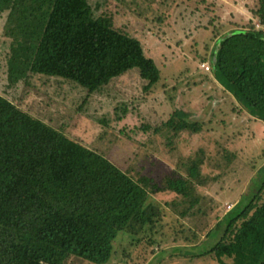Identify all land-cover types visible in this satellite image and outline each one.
I'll use <instances>...</instances> for the list:
<instances>
[{
    "label": "trees",
    "instance_id": "16d2710c",
    "mask_svg": "<svg viewBox=\"0 0 264 264\" xmlns=\"http://www.w3.org/2000/svg\"><path fill=\"white\" fill-rule=\"evenodd\" d=\"M255 3L245 27L231 30L224 22H210L217 43L210 60H203L236 99V109L264 123V0ZM2 16L0 74L9 88L38 75L74 82L91 96L134 69L148 91L161 80L141 43L97 18L89 0H0ZM7 94L0 92V264H113L122 234L152 249L161 245L157 235L167 224L156 200L169 194L174 199L166 204L174 209L176 232L185 235L186 245L216 240L199 257L213 256L218 264H264V167L258 183L196 246L201 236L187 225L215 203L200 191L211 181L203 173L204 150L181 162L184 170L159 181L132 178L22 110ZM179 116L181 125H173ZM184 118L175 112L166 126L177 134L205 131L202 122Z\"/></svg>",
    "mask_w": 264,
    "mask_h": 264
},
{
    "label": "rangeland",
    "instance_id": "374dc122",
    "mask_svg": "<svg viewBox=\"0 0 264 264\" xmlns=\"http://www.w3.org/2000/svg\"><path fill=\"white\" fill-rule=\"evenodd\" d=\"M89 3L97 18L110 21L115 29L141 43L146 56L161 70L160 82L148 91V82L134 69L90 96L74 82L38 75L12 89L0 74V92H8L22 110L109 159L132 178L140 174L159 181L179 168L184 170L181 162H189L204 150L203 173L211 181L200 191L215 203L187 225L201 236L194 241L197 246L241 201L251 184L258 183L259 170L264 167V123L236 109V99L208 70L210 61L203 60H210L217 43L210 22L216 26L224 22L231 30L237 25L245 27L255 0ZM4 21L5 16L0 17V42ZM175 112L185 120L202 122L205 131L177 134L166 126ZM180 116L173 125H181ZM173 197L162 195L156 200L167 213L166 227L157 235L161 245L148 249L145 241L122 234L113 264H218L213 256L199 257L215 244L214 237L194 248L186 245L185 235L176 232L177 216L166 204ZM72 264L86 263L75 260Z\"/></svg>",
    "mask_w": 264,
    "mask_h": 264
},
{
    "label": "built area",
    "instance_id": "2783aa9c",
    "mask_svg": "<svg viewBox=\"0 0 264 264\" xmlns=\"http://www.w3.org/2000/svg\"><path fill=\"white\" fill-rule=\"evenodd\" d=\"M208 70H210V67H208Z\"/></svg>",
    "mask_w": 264,
    "mask_h": 264
}]
</instances>
